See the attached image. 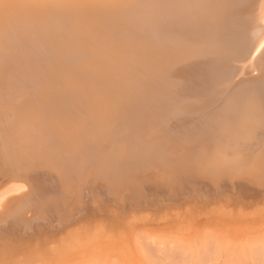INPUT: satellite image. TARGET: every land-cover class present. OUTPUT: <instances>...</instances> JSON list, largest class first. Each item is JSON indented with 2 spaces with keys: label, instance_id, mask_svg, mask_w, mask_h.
Segmentation results:
<instances>
[{
  "label": "bare ground",
  "instance_id": "obj_1",
  "mask_svg": "<svg viewBox=\"0 0 264 264\" xmlns=\"http://www.w3.org/2000/svg\"><path fill=\"white\" fill-rule=\"evenodd\" d=\"M207 211L264 218V0H0V264Z\"/></svg>",
  "mask_w": 264,
  "mask_h": 264
},
{
  "label": "rangeland",
  "instance_id": "obj_2",
  "mask_svg": "<svg viewBox=\"0 0 264 264\" xmlns=\"http://www.w3.org/2000/svg\"><path fill=\"white\" fill-rule=\"evenodd\" d=\"M202 213L208 214L206 218L197 215L196 220H186V212H182L180 221L162 222L158 218L149 224L131 222V217L109 224L116 220L109 218L84 241L48 245L34 264H226L228 260L227 264H264V218L246 221L238 215L225 219L213 218L211 211ZM107 228L111 230L107 232ZM239 251L242 260L235 259Z\"/></svg>",
  "mask_w": 264,
  "mask_h": 264
}]
</instances>
